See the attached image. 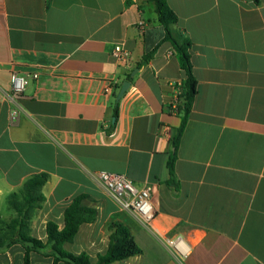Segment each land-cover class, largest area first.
Instances as JSON below:
<instances>
[{
  "label": "crops",
  "instance_id": "obj_1",
  "mask_svg": "<svg viewBox=\"0 0 264 264\" xmlns=\"http://www.w3.org/2000/svg\"><path fill=\"white\" fill-rule=\"evenodd\" d=\"M167 1L175 33L191 41L197 80L176 186L168 161L181 114L172 105L185 75L151 0H0V221L15 216L7 197L46 173L32 236L46 241L47 223L63 228L66 208L86 195L97 217L64 248L92 263L108 250L110 224L120 223L142 253L112 264H264V0ZM118 44L130 52L125 62L112 56ZM13 73L29 77L16 122ZM98 171L153 186L154 229L118 207L93 177ZM178 237L186 256L167 243ZM23 259L19 244L0 253V264ZM30 264L53 259L32 252Z\"/></svg>",
  "mask_w": 264,
  "mask_h": 264
},
{
  "label": "trees",
  "instance_id": "obj_2",
  "mask_svg": "<svg viewBox=\"0 0 264 264\" xmlns=\"http://www.w3.org/2000/svg\"><path fill=\"white\" fill-rule=\"evenodd\" d=\"M259 4L260 0H253ZM155 5L157 21L164 27V41L172 44L173 54L176 56L180 68L185 77L176 87L179 89L178 111L181 114V122L176 129L171 141L175 151L168 161L170 183L176 186L174 181V163L176 151L179 147L183 133L187 126L192 106L197 94V80L193 74L191 61V41L175 33L174 27L178 23V16L171 8L167 0H151ZM156 53V48L144 54L137 63L138 67L149 63ZM128 79H132L130 75ZM119 100L113 102V116L118 118ZM116 121L111 126L113 131ZM48 180L46 173L34 174L28 178L19 193H12L7 197V206L14 211L15 216L9 221H0V253L13 245L19 244L24 250V264H30V254L39 253L45 257H51L53 264L64 262L66 264H112L136 257L142 253V249L136 243L130 229L120 223H112L109 226V247L104 255H100L96 263H92L86 253L73 254L65 250L64 245L72 242L81 225L92 223L97 217L94 207L85 205L86 195L77 196L64 212V226L50 221L47 223V240L42 241L31 234V220L34 212L41 208L45 201L42 192L43 186Z\"/></svg>",
  "mask_w": 264,
  "mask_h": 264
},
{
  "label": "built area",
  "instance_id": "obj_3",
  "mask_svg": "<svg viewBox=\"0 0 264 264\" xmlns=\"http://www.w3.org/2000/svg\"><path fill=\"white\" fill-rule=\"evenodd\" d=\"M145 23L141 21L139 27L143 30ZM112 56L120 62H125L130 57V52L122 45L118 44L114 47ZM38 74H33V78H37ZM29 83V77L18 73L11 75L12 102L10 119L11 122L18 121L23 112L19 99L26 90ZM110 88L107 87V91ZM178 104L172 105V109L178 111ZM93 177L99 181L108 191L111 198L115 201L121 210L129 211L141 219L150 229H154V220L156 218V210L152 203L153 186L149 183L141 187L136 186L126 176L107 171H98L93 173ZM167 243L173 247L181 256H186L189 251V245L180 237L169 238Z\"/></svg>",
  "mask_w": 264,
  "mask_h": 264
},
{
  "label": "water",
  "instance_id": "obj_4",
  "mask_svg": "<svg viewBox=\"0 0 264 264\" xmlns=\"http://www.w3.org/2000/svg\"><path fill=\"white\" fill-rule=\"evenodd\" d=\"M138 71V69H136L135 71H133V75ZM131 85V82L130 81H125L123 82V84L121 85L118 93H117V96H116V99L117 100H120L121 97L126 93V91L129 89Z\"/></svg>",
  "mask_w": 264,
  "mask_h": 264
}]
</instances>
